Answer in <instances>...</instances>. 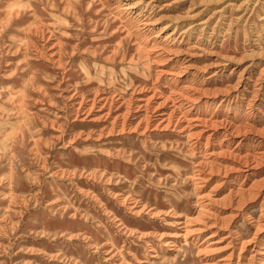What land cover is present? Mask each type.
I'll use <instances>...</instances> for the list:
<instances>
[{
	"label": "rangeland",
	"instance_id": "1",
	"mask_svg": "<svg viewBox=\"0 0 264 264\" xmlns=\"http://www.w3.org/2000/svg\"><path fill=\"white\" fill-rule=\"evenodd\" d=\"M0 264H264V0H0Z\"/></svg>",
	"mask_w": 264,
	"mask_h": 264
},
{
	"label": "bare ground",
	"instance_id": "2",
	"mask_svg": "<svg viewBox=\"0 0 264 264\" xmlns=\"http://www.w3.org/2000/svg\"><path fill=\"white\" fill-rule=\"evenodd\" d=\"M93 106V105H92Z\"/></svg>",
	"mask_w": 264,
	"mask_h": 264
}]
</instances>
